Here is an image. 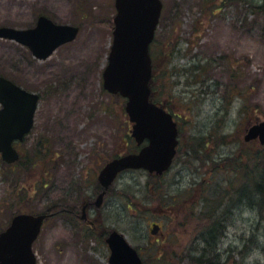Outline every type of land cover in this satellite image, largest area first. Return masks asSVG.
Instances as JSON below:
<instances>
[{"label": "rangeland", "instance_id": "obj_1", "mask_svg": "<svg viewBox=\"0 0 264 264\" xmlns=\"http://www.w3.org/2000/svg\"><path fill=\"white\" fill-rule=\"evenodd\" d=\"M161 3L150 49L152 99L178 116L179 146L162 177L144 170L122 173L91 214L102 229L86 232L59 211L80 214L83 202L99 193L103 166L116 154L138 148L130 137L126 100L102 87L114 0H0V27L29 29L44 15L79 28L73 42L44 61L0 39V76L40 97L33 128L15 148L23 157L32 156L39 140H47L50 149L48 167L35 166L31 176L9 168L0 157V231L17 214L14 210L32 215L53 210L33 244L36 264H109L105 239L112 230L137 249L142 264H190L185 258L201 253V247L209 257L215 250L224 258V250L234 254L252 237L260 220L257 211L243 205L221 216L218 210L219 252L208 251L198 238L211 218L198 210L197 201L204 202L200 194H207L210 185L225 188L234 176L229 164L260 146L245 143L244 135L248 126L264 121V12L253 13L234 0ZM45 172L51 174L49 185L36 191ZM193 191L197 201L190 208ZM153 224L160 228L156 236L150 233ZM241 264H264V257L250 253Z\"/></svg>", "mask_w": 264, "mask_h": 264}, {"label": "water", "instance_id": "obj_2", "mask_svg": "<svg viewBox=\"0 0 264 264\" xmlns=\"http://www.w3.org/2000/svg\"><path fill=\"white\" fill-rule=\"evenodd\" d=\"M112 43L102 72V87L108 94L126 100L125 113L131 124V137L139 153L108 162L98 175L103 192L95 206L102 203L106 190L123 170H144L162 175L172 163L178 132L172 116L151 102L152 60L150 46L162 13L161 0H114ZM79 28L59 25L39 16L30 29L0 27V39L26 47L40 61L48 59L59 47L73 42ZM39 97L0 76V157L11 165L18 161L15 142H22L33 127ZM258 140L264 145V121L245 129L244 142ZM46 215L19 214L0 233V264H36L32 246ZM153 226L151 234H156ZM109 264H142L137 251L124 236L113 231L108 236Z\"/></svg>", "mask_w": 264, "mask_h": 264}, {"label": "trees", "instance_id": "obj_3", "mask_svg": "<svg viewBox=\"0 0 264 264\" xmlns=\"http://www.w3.org/2000/svg\"><path fill=\"white\" fill-rule=\"evenodd\" d=\"M234 1L245 3L253 13L257 11L264 12V0H259V2L258 0H256L255 2H253V0H234ZM150 54L152 59L151 50H150ZM166 58L168 61H170L171 54H168ZM151 101L154 102L155 104H159V105L162 104L157 101H154L152 98ZM200 148L201 150L205 151L207 149V143L205 145L202 144ZM37 150H39L40 153ZM49 152L50 149L48 147V141L39 140L38 144L33 149L32 156H30L29 154L26 155L25 157L20 155V159L18 160V162L8 167L9 168L16 167L18 168L20 173L29 174L31 171H33L35 166L39 165L40 167L41 163H42V167L43 164H45L48 167L47 161H50L51 159ZM242 153L243 154H240L241 156L240 158L235 159L233 163L229 164V166L232 167L230 175L234 174V176L231 177L230 180H228L229 182L227 183L225 188L220 189L216 187V185L213 186L210 185L211 188H209L210 190L207 194L204 195H202V193L200 194L199 199L204 200L205 205L208 203V205H206V207L204 206L201 210L203 212L209 210V212L211 213V214L209 213L210 215L205 213L207 219L211 218V222L210 221L208 222L207 227L204 230L205 232L202 236V239L205 244H211V242L214 241V243L216 242V245H218L217 234H216L217 228L214 231L215 238H211L214 233L213 229H211L213 225V218H212L213 210L217 211V213L219 210L220 215L223 216L225 212L227 213L232 209H234V212L240 211V208L244 209L243 205H246V207H248L252 211L258 212L260 220L256 221L255 223L256 228L255 230H252V237L243 240V244L239 251L234 252V254H231L230 250L229 251L224 250V252L226 253L224 258H222L220 254H214V255L211 254V257H209L203 253L201 247L200 249L201 253H198L199 254V255L197 254L198 256L193 252L188 256V258H185L189 261L190 264H241L242 259L250 255V253L261 254L264 257V146H256V149H250ZM225 160H229L228 157H225ZM31 174L32 173H30L29 175L31 176ZM44 175L46 179L42 181L40 187L36 191L38 190L41 191L42 189L46 188L49 185L51 174L50 172H45ZM203 187L206 186L204 185ZM232 195L235 196V198H232ZM243 200L251 201V203L249 204L244 203ZM211 203L214 204L215 206L211 205ZM52 212H53L52 209H48L45 210L42 214L50 215L53 214ZM14 213H17L15 215L30 214L28 212L22 213L20 212V210H14ZM15 215H13L10 218V220ZM10 220L8 221V223L10 222ZM4 229H2L0 233ZM206 234L208 237L206 236ZM162 257L163 256H161V258Z\"/></svg>", "mask_w": 264, "mask_h": 264}, {"label": "flooded vegetation", "instance_id": "obj_4", "mask_svg": "<svg viewBox=\"0 0 264 264\" xmlns=\"http://www.w3.org/2000/svg\"><path fill=\"white\" fill-rule=\"evenodd\" d=\"M153 83V82H152ZM153 94V93H152ZM153 96V95H152ZM163 105V104H162ZM165 109H166V111L167 112H169L171 115H172V117H173V119H174V122L176 123V128H177V132H178V135H179V122L176 120V118H178V116L177 115H175L174 113L172 114L171 112H170V110H169V108H167V107H164ZM178 146H179V143H178ZM138 147V146H137ZM141 149V147H138V148H136V147H134L133 149H130V150H128V151H122V152H120V153H118V154H116V156H114L113 157V159L112 160H115V159H120V158H122V157H125V156H127V155H131V154H137L138 152H139V150ZM178 148V147H177ZM108 163V162H107ZM104 167V166H103ZM101 171V170H100ZM126 172V171H125ZM122 173H124L123 171L122 172H120L118 175H117V177L114 179V181L112 182V184L110 185V187L113 185V183H115L116 181H117V179L120 177V175L122 174ZM146 173V172H145ZM98 175H99V173H98ZM149 176H151V177H154V178H156V177H162V176H157L156 174H148ZM97 182H98V176H97ZM99 184V183H98ZM109 187V188H110ZM109 188L106 190V192H105V195H104V198H103V200H102V203H101V205L99 206V207H96L95 206V202H96V200H97V198H98V196L103 192V188L100 186V185H98V189L99 190H97L99 193L98 194H93L92 196H94L95 195V197H93L94 199L92 200V198H90V199H88V200H85L84 202H83V204H82V208H81V215L77 212V211H75L74 209H70V210H60L59 211V214H64L65 216H67L69 219H70V221H72L75 225H77V226H79L83 231H88V229H90V230H93V231H98V230H101L102 229V227H101V224H100V222L97 220V218H96V216H94V215H91L92 213H94V214H96L98 211V209L102 206V204H103V202L105 201V199H106V196L108 195L107 193H108V190H109ZM193 193H196V195L193 197V198H195V200L193 199V201H191V203H190V208H192L194 205H195V203H196V201H197V191H193ZM198 202V210L199 211H202L201 209L205 206L206 207V205H208V203L205 205V203L204 202H201V201H197ZM211 205H213V206H215L214 204H212L211 203ZM215 210H213V212H212V218H213V225H212V228L211 229H213V232L216 230V214H217V211H215ZM203 212V211H202ZM205 213H207V214H209L210 212H209V210L207 211H205ZM211 214V213H210ZM214 221H215V223H214ZM154 225H156V224H153L152 225V227L154 226ZM151 230H152V228H151ZM159 230H160V228H159ZM159 230L157 231V233L156 234H152V235H154V236H156L157 234H158V232H159ZM113 231V230H112ZM112 231H110V232H108L107 234V237H106V239H105V243L107 244V242H106V240H107V238H108V236L110 235V233L112 232ZM202 236L203 235H200V237L198 238V240L201 242L203 239H202ZM206 236H207V234H206ZM215 236V232L213 233V236L211 237V238H215L214 237ZM208 237V236H207ZM210 237V236H209ZM205 246H206V249L209 251L210 250V247H212L211 249L213 250V249H216V247L218 246V245H216V242L214 243V241L213 242H211V244H205ZM109 248V247H108Z\"/></svg>", "mask_w": 264, "mask_h": 264}, {"label": "bare ground", "instance_id": "obj_5", "mask_svg": "<svg viewBox=\"0 0 264 264\" xmlns=\"http://www.w3.org/2000/svg\"><path fill=\"white\" fill-rule=\"evenodd\" d=\"M216 250L218 251V249H216ZM214 251H215V250L211 251V254H213V255L216 254ZM218 252H219V251H218Z\"/></svg>", "mask_w": 264, "mask_h": 264}]
</instances>
